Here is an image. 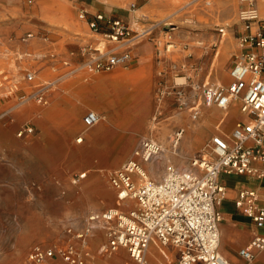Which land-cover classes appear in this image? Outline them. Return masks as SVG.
<instances>
[{"label": "rangeland", "instance_id": "obj_1", "mask_svg": "<svg viewBox=\"0 0 264 264\" xmlns=\"http://www.w3.org/2000/svg\"><path fill=\"white\" fill-rule=\"evenodd\" d=\"M15 2L18 5L6 12L4 16L0 13V67L6 66L8 69L11 66L14 67L15 72L12 75L15 82L16 78L21 79L19 81L21 91L14 94L17 99L12 98L9 102L4 98L8 94L0 91V119L16 109L13 107L17 104L20 96L29 95L37 87L45 86L47 83L58 79V77H52L49 57L43 48H39V43L35 39L45 38L49 42L56 41V45L59 47L58 52L63 56L61 59L70 62V66L66 69L62 68L61 73L73 72L69 76L66 73L60 74L63 76L62 80L57 82L49 94L58 92L60 87L67 89L71 86H78L76 91L66 92V95L79 98L86 91L85 81L87 79L132 70L122 68L100 73L77 70L84 60L81 49L87 46H98L96 42L82 45L77 43L78 39H92L99 36L89 29L85 20L80 18L82 11H87L86 9H89L90 6L95 7V9L91 12L87 11L89 13L88 19L97 12H102L108 17L129 22L132 28L138 32L153 27L151 34L147 37V42L152 43L154 47L153 54L150 57L151 60L148 59L149 67L138 78L139 81L143 82L148 72L152 71L155 81L152 92L157 95V101L151 111V129L148 132H143L140 136L137 135L124 141L117 151L111 154L100 153V148L105 146L104 144L99 146L97 143L89 144L85 139L82 143L77 140L83 137V131L95 129L103 123L102 117L100 123L94 127L84 125L83 118L86 113L89 110H96V106H99L97 102L92 103L93 107L90 106L79 119L82 123V130L74 135L73 145L69 150H66L61 143H58L57 153L48 169L49 173L68 168L72 175L67 180L68 182L65 181L67 183L64 182L67 187L61 191L52 186L36 188L41 199L40 219H33L24 211V206L19 202L20 194L17 189L11 188L7 193L0 194V264H27L28 257L34 247L66 244V240L56 242V239L66 234L68 227L74 226L81 229L90 213L104 211L116 205V193L113 198L104 196V198L98 199L88 190L86 184L91 178V170L96 168L103 170L104 178L100 180V184L106 190L110 188L109 179L112 173L121 169L130 160H138L153 181H161L165 171L162 178L155 179L151 176L146 164L163 162L161 160L163 155L169 154L173 158L185 162L174 161L170 163L165 161V169L169 165H177L181 168L189 167L193 158L199 157L208 148L212 137H191L185 142L186 135L184 134L179 142L178 151L175 153L170 138L166 139V144L158 139L162 126L167 123L165 120L170 118V114H165L163 105L159 106V103L168 101V106L173 111H178L179 115H183V118L194 121L191 118L190 110L195 105L202 103L201 97L195 94L193 90L194 83L209 82L210 84L226 85L230 68L235 60L241 56L242 48L238 39L244 30V24L240 20V12L245 4L243 0H33L32 3L29 0H0V10L9 9L10 3ZM255 2L260 11L259 0H255ZM28 34H33L34 37L28 38ZM146 35L148 34H144L142 37ZM169 36L173 39L174 47L167 53L164 48ZM3 43L13 47H24L21 54L24 57L21 67L24 71H38L34 82L30 83L24 80L25 72L16 75L17 67L20 65V62L17 61L19 55L15 56L14 53H8L6 48L2 50ZM227 43L230 48L229 52H225L224 49ZM71 45H74L73 48H70ZM76 46L78 49L75 48ZM69 51H75V55H72L75 62L70 61ZM159 52L161 53L159 54ZM31 55L35 56L36 61L41 62L40 68L35 67L36 64L33 62L26 61L32 59ZM217 59L218 64L216 63ZM215 63L219 68L216 66L213 70ZM91 83L95 84L93 80ZM149 89L147 87L145 90L149 91ZM49 94L41 106L46 107L50 104ZM180 94L183 97L182 100ZM136 97L134 96L133 99ZM184 102L187 103V107H182ZM143 106L148 108L147 103ZM63 107L62 105L57 107L54 114L60 116ZM204 107L206 106H201L200 117L194 122L201 123L202 118H205ZM215 110L216 112L214 114L212 112L208 117V125H212L214 120L218 126V124H222L221 119L226 120L225 113L217 108ZM135 131L130 132L133 134L136 133ZM173 132L174 130L168 132V135L172 136ZM203 132L205 134V131ZM227 134L230 135L231 131ZM146 139L159 142L165 147V153L148 163L135 155ZM194 141L197 145L195 150L189 155L185 154L184 149L187 148V144L189 142L194 143ZM81 173H87L88 177L74 183L76 176ZM9 175L11 182L16 180L17 177L14 174L9 173ZM3 176L5 174L0 172V179L5 178ZM43 179L44 176L33 181L34 185ZM78 187L83 188L80 194L76 193ZM64 196H69L72 199L71 203H63ZM89 203L100 207L87 211ZM66 212L73 217L64 218L67 216L65 215Z\"/></svg>", "mask_w": 264, "mask_h": 264}, {"label": "built area", "instance_id": "obj_2", "mask_svg": "<svg viewBox=\"0 0 264 264\" xmlns=\"http://www.w3.org/2000/svg\"><path fill=\"white\" fill-rule=\"evenodd\" d=\"M243 1L240 20L244 30L238 40L245 51L230 68L231 81L226 85L194 83L193 90L201 97L202 103L192 107L190 113L196 121L202 105L227 110L238 101L242 112L247 113L251 121L237 127L230 139L212 138L208 148L192 160V169L169 165L161 181L151 180L138 160H130L109 179L117 192L119 207L90 213L81 229L68 227L70 238L66 244L34 247L27 264H95L90 240L97 230H103L107 240L102 253L113 255L125 249L134 264H151L148 255L152 243H157L160 248L173 246L178 249V260L170 264H231L220 252L222 215L218 207L224 191L221 176L237 173L264 177V18L260 17L255 0ZM88 14L82 11L80 18L108 45L100 43L96 47L81 49L84 60L77 70L100 73L130 66L137 47L134 43L144 34L148 37L153 27L138 32L129 22L108 17L102 12L89 19ZM32 37L33 34H28V38ZM168 38L164 48L167 53L174 47L172 37ZM50 58L57 59L55 55ZM62 63L70 66L69 61ZM72 73L66 74L69 76ZM62 78L59 76L51 83L37 87L29 95L20 96L15 107L31 101L43 104ZM26 80L34 82L35 74L28 73ZM180 99H183L181 94ZM182 107H187V103H182ZM101 119L97 112L90 111L83 120L86 127H94ZM184 133V128H181L173 134L174 150ZM33 134L35 127L26 124L18 136ZM81 140L83 138L78 139L79 142ZM162 151L160 144L148 139L135 155L144 162H150ZM86 176V173H81L74 183ZM254 196V192L242 191L236 205L258 227H263L264 208L255 205ZM263 248L264 237H258L242 249L240 255L247 264H252L253 250Z\"/></svg>", "mask_w": 264, "mask_h": 264}, {"label": "crops", "instance_id": "obj_3", "mask_svg": "<svg viewBox=\"0 0 264 264\" xmlns=\"http://www.w3.org/2000/svg\"><path fill=\"white\" fill-rule=\"evenodd\" d=\"M17 5V2L10 3L9 9L0 10V13L4 16L6 12ZM94 9L95 7L90 6V8L86 10L91 12ZM35 40L39 43V48H43V51H45L46 55L49 57V68L53 73L52 77L55 76L56 78L67 73L66 71L64 73L62 72L63 74L61 73V69H66L67 66H64L62 63L63 60L61 57L63 56L58 52L59 47L56 45V41L49 42L44 39ZM78 40L79 41L77 43H79V45L88 43L91 44L95 42L97 45L100 43L108 45V43L103 41L100 36H95L92 39L86 38ZM136 45L137 47L133 51L134 60L131 65L128 67H116L111 71L122 68H130L133 71L139 67L140 60L150 59L153 54L154 47L152 43L147 42V35L139 39ZM73 46L71 45L70 48H73ZM240 47L242 48V54L245 51V48L241 45ZM75 48L78 49L77 46ZM3 49L7 50L8 53H14L15 56L19 55L17 61L20 62V65L17 67L16 75L25 72V81H27L26 75L28 73L36 75L38 71H24L21 67L22 61L24 60V57L21 56L24 51L23 46L13 47L11 45L4 44L2 50ZM73 53H75V51H69V57L71 59L70 61L75 62L72 56ZM53 55L57 57L56 60L50 58ZM31 57L32 59H27L26 61H31L33 64H36L35 67L40 68L41 62L39 63L36 61L37 59H34L35 56L32 55ZM13 72H15L13 66H11L10 69L6 66L0 67V91L4 93L8 92L7 97H4L5 100L7 99V102H9L10 99L12 100V98L17 99V96L14 94L16 92L20 93L21 91V83H19L21 79L16 78L15 82L12 75L14 74ZM125 72L126 71L105 75L103 76L105 82L101 84L91 83L92 80L97 77L87 79L85 81V85L87 87L86 91L79 98H76L73 95H66V92L76 91L78 86H71L67 89H61L60 87L58 92L56 91L49 94L50 104L48 106L44 107L41 106V104L32 101L21 107H13L16 109L2 117L0 119V172L5 174V176H3L5 178L0 179V194L7 193V191L11 188L17 189L20 194L18 197L20 199L19 202L24 206V211L29 215V217H32L33 219H40L42 209L41 199L40 193L36 190V188L38 187L41 189V186L44 188L52 186L57 187L61 191L67 187L65 183L68 182L67 180L72 175V172H70L68 168H64L62 171L49 173L48 169L51 162L54 160L53 157H55L57 153L58 143H61L66 150L71 148L73 145L72 140L74 135L82 130V123L79 119L82 114H84L88 108L93 105V102L99 103V106H96V110H89L88 112H97L101 115V117H103V123L95 129L83 131L82 138L83 141L85 139V141L89 144L97 143L99 146L104 144L105 146L100 148V153H114L124 141L133 138L134 136L136 137L137 135L140 136L143 132H148L151 129V111L157 101V95L152 92L155 85L153 73L152 71L148 72V75L144 80L146 81L144 84L141 82V84H138L135 87H126L128 93L133 95L132 97L137 96L135 98L137 101L133 107L128 109L122 106L117 97L120 92L119 87H117L119 83L114 81L112 82V78L114 76L119 75L125 77ZM230 81L231 78L230 75H228L226 84L230 83ZM147 87L150 88L151 91L150 89L149 91H146L145 89ZM145 103L148 104V108L143 106ZM60 105L64 107L63 112L60 116H58L54 113L56 111L55 109ZM162 105L164 113L170 114V118L165 120L167 123L162 126L160 137H158L163 144H166V139L170 138V143L172 145L173 134L181 128H184L185 130V142L191 137L198 138L201 136H208L207 138L223 137L225 139H230V135L237 127L251 121V117L247 113L242 112L241 103L238 101L233 103L227 110L220 109L216 106L204 107L203 110H205V118H202L201 123L194 122L195 120L190 121L188 118H183L182 114L179 115L178 111H173L170 106H168V101L165 103H159V106ZM215 108L225 113L226 120L224 121V118L221 119L222 124H218V126H216V122L214 120L212 125H208V117L212 112L213 114L216 112ZM26 124H32L35 127V134L25 135L22 137L18 136V133ZM172 130H174V132L172 133V136H169L168 132ZM130 131H135L136 133L132 134ZM203 131H205V134ZM230 131L231 134H227ZM129 132L130 134L128 135ZM157 143L160 144L159 142ZM161 146L163 148L161 154H163L165 153V147H163V145ZM178 146L175 149V153L178 151ZM195 146H197L196 141H194V143L189 142L187 144V148L184 149V153L189 155L195 150ZM181 155H183V153H181ZM161 160L163 162L157 164H146L148 171L155 179L162 178L164 171H166L165 161L170 163L174 161L185 163L173 158L169 154L163 155ZM185 169H192V165L190 164L189 167H186ZM196 171L200 172L198 169ZM9 173L14 174L17 177L16 180L11 182V179H9ZM43 176L44 179L37 185H34L35 183L33 181L41 179ZM87 177L88 174L86 178ZM103 178V170L101 168L91 170V178L87 181L86 187L90 192H92L93 196L98 199L104 198V196L113 198L117 192L111 185L109 189L105 190L100 184V180ZM221 183L224 191L222 202L218 207L222 215V221L220 223V252L231 264H247L245 259L240 255V251L248 247L256 238L264 237V226L258 227L241 208L237 207L236 201L239 199V195L242 191L254 192L255 205L258 208H264V177L258 178L249 175H240L237 173H224L221 176ZM82 191L83 188L78 187V191L76 193L80 194ZM71 201L72 199L69 196H64L63 203L68 204L71 203ZM99 207L89 203L86 210L89 211ZM117 207H119L118 198L116 205L112 208ZM21 213L24 212L21 211ZM65 215H67L64 216L66 219L73 217L70 214L68 215L67 212ZM68 238L69 235L66 229V234L59 236L56 239V242H64L65 240L67 242ZM106 243L107 240L104 231L97 230L95 235L90 240V250L95 264H134L125 249H120L113 255H106L102 253V248ZM253 255L254 260L252 264H264V248L254 249ZM178 258L179 251L176 247L169 246L166 248H159L157 243H152L150 246L148 260L151 264H170L176 262Z\"/></svg>", "mask_w": 264, "mask_h": 264}, {"label": "bare ground", "instance_id": "obj_4", "mask_svg": "<svg viewBox=\"0 0 264 264\" xmlns=\"http://www.w3.org/2000/svg\"><path fill=\"white\" fill-rule=\"evenodd\" d=\"M121 2V1H120ZM259 5H260V11H259V15L260 17L264 18V0H259ZM1 8V7H0ZM3 10V9H2ZM136 24V23H135ZM142 32H144V30H141ZM146 31V30H145ZM4 32V31H3ZM101 37V36H100ZM138 42V41H137ZM136 42V43H137ZM136 43H134L136 45ZM224 43V42H223ZM225 52H229L230 48L229 45L227 43V46L225 45ZM221 54V53H220ZM225 54V53H224ZM223 54V55H224ZM29 55V54H28ZM228 55V54H226ZM22 56V55H21ZM32 56V55H31ZM23 57V56H22ZM28 58V57H27ZM221 58V57H220ZM23 60V59H21ZM221 60V59H220ZM222 61V60H221ZM216 63L218 64V59L216 61ZM213 65V70L215 69L216 66H218L217 64ZM222 65V64H221ZM149 67V61L147 59H143L139 61V67L136 68L135 70H131L126 73V76H114L112 78V82H116L119 83V85L117 87H119L120 92L118 93L119 95H117L118 99L120 100L122 106H124L125 108L130 109L131 107H133V105L135 104V102L137 101V99H133V95L129 94L128 91L126 90L127 86H132L135 87L138 84H141V81H139V76L140 74ZM219 68V66H218ZM218 73V70H217ZM184 79V78H183ZM105 82L103 76L97 77L93 80V83H98L101 84ZM143 83V82H142ZM145 83V82H144ZM143 83V84H144ZM48 84V83H47ZM3 86V85H1ZM7 90V89H6ZM8 93V92H7ZM10 95V94H9ZM28 104V103H27ZM83 140H81L80 142H82ZM79 142V141H78ZM160 248V247H159ZM169 251V250H167Z\"/></svg>", "mask_w": 264, "mask_h": 264}]
</instances>
